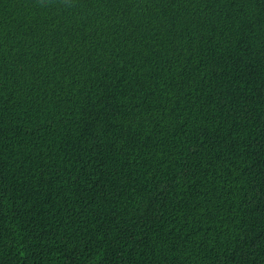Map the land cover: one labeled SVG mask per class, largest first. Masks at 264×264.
Returning <instances> with one entry per match:
<instances>
[{
	"label": "trees",
	"instance_id": "trees-1",
	"mask_svg": "<svg viewBox=\"0 0 264 264\" xmlns=\"http://www.w3.org/2000/svg\"><path fill=\"white\" fill-rule=\"evenodd\" d=\"M0 264H264V0H0Z\"/></svg>",
	"mask_w": 264,
	"mask_h": 264
}]
</instances>
